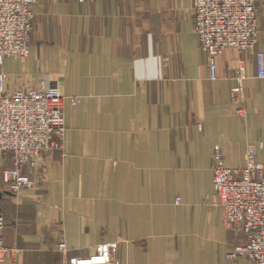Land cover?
<instances>
[{"label":"crops","instance_id":"crops-1","mask_svg":"<svg viewBox=\"0 0 264 264\" xmlns=\"http://www.w3.org/2000/svg\"><path fill=\"white\" fill-rule=\"evenodd\" d=\"M257 1L256 50H226L214 80L192 0H38L30 57L7 59L3 70L10 89L19 78L32 86L41 76L61 79L67 130L63 150L24 171L38 193L13 195L1 181L2 235L15 256L0 264H69L112 242L119 264H211L205 236L216 237L223 264H249L227 258L236 244L223 227L214 148L227 166L242 168L247 150L264 143ZM207 206L216 227L201 235Z\"/></svg>","mask_w":264,"mask_h":264},{"label":"built area","instance_id":"built-area-1","mask_svg":"<svg viewBox=\"0 0 264 264\" xmlns=\"http://www.w3.org/2000/svg\"><path fill=\"white\" fill-rule=\"evenodd\" d=\"M38 0H0V179L13 195L23 190L38 193L40 186L26 168L43 167L47 158L62 150L66 136L65 96L59 84L47 82L43 90L20 83L9 88V75L3 70L7 59L26 63L34 30V6ZM196 34L208 56L212 79L217 78V60L226 50L239 55L254 52L259 43L257 0H192ZM240 60L237 79H246ZM170 58L165 59L167 68ZM257 79L264 80V52L256 53ZM18 86V87H16ZM78 104L76 98L71 100ZM237 114L245 117V110ZM264 143L250 147L245 166H227L220 146L214 148V187L223 210V227L234 236L235 249L228 260L264 264ZM181 202V198L177 199ZM0 217V262L13 259L7 248ZM117 244H101L96 255L73 258L69 264H118ZM61 251H64L62 246ZM97 259V262L95 261Z\"/></svg>","mask_w":264,"mask_h":264},{"label":"rangeland","instance_id":"rangeland-1","mask_svg":"<svg viewBox=\"0 0 264 264\" xmlns=\"http://www.w3.org/2000/svg\"><path fill=\"white\" fill-rule=\"evenodd\" d=\"M36 18V17H35ZM30 44H31V42H30ZM43 75V74H42ZM32 80L33 81H36V79H35V77H33L32 78ZM17 81H18V83L20 84V83H23V82H25L24 80H23V78H19V79H17ZM50 81H52V83L53 84H59L60 86H61V88L63 89V81L61 80V79H54L53 77H49L48 75L47 76H41V80L39 81V86H32L31 85V82L28 80V84H26L27 86H29L30 88H36V89H40V90H43L44 88H45V86L47 85L46 83L47 82H50ZM18 83H16V84H18ZM30 83V84H29ZM16 87H18V86H16ZM65 96V95H64ZM74 98V97H73ZM72 97L71 98H69V100H70V103H71V100L73 99ZM77 99V101L79 102V98H76ZM71 106H73L72 105V103H71ZM76 106V105H75ZM63 145H64V143H63ZM63 147V146H62ZM62 150H63V148H62ZM32 178H34L33 176H32ZM35 179V178H34ZM36 180V179H35ZM38 182V181H37ZM0 184H1V179H0ZM39 184V183H38ZM40 186V185H39ZM209 213H211L212 214V216L210 217V219L208 220V214ZM215 219H217V214H215L213 211H212V208L210 209L208 206H207V211H206V213H205V215H204V217L202 218V222L197 226L198 227V229H199V233L201 234V235H204V234H206L207 232H209V231H212L213 229L215 230ZM206 238H207V255H209V262L211 263V264H223L222 263V261H220V253H221V249H220V247H219V243L218 242H216L215 243V236H205ZM210 239V240H209ZM104 244H117L118 245V249H119V244H118V242H112V243H104ZM62 246H63V248H64V251H61V248H62ZM118 249H117V252H116V254H115V260H116V262L119 264V261H118V259H117V253H118ZM60 251L61 252H63L64 254H66V253H68V251L66 250V247L64 246V245H61V247H60ZM97 254V253H96ZM95 254V255H96ZM95 255H93V256H95ZM93 256H91V257H93ZM91 257H89V258H91ZM81 259H88V258H81ZM244 260V259H243ZM69 263H70V260H69ZM237 264H242V263H237Z\"/></svg>","mask_w":264,"mask_h":264},{"label":"bare ground","instance_id":"bare-ground-1","mask_svg":"<svg viewBox=\"0 0 264 264\" xmlns=\"http://www.w3.org/2000/svg\"><path fill=\"white\" fill-rule=\"evenodd\" d=\"M95 261L97 262V259H95Z\"/></svg>","mask_w":264,"mask_h":264}]
</instances>
